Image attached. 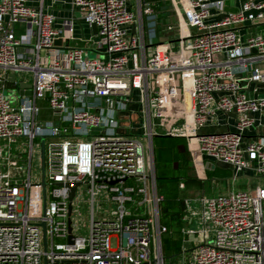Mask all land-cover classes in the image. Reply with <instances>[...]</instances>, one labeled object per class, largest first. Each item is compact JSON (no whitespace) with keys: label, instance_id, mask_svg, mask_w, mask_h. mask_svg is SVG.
<instances>
[{"label":"built area","instance_id":"1","mask_svg":"<svg viewBox=\"0 0 264 264\" xmlns=\"http://www.w3.org/2000/svg\"><path fill=\"white\" fill-rule=\"evenodd\" d=\"M229 1L72 0L77 19L0 0V264H172L156 137L195 140L198 167L264 175V34L244 33L264 0ZM182 223L178 264H264V187L186 197Z\"/></svg>","mask_w":264,"mask_h":264},{"label":"trees","instance_id":"2","mask_svg":"<svg viewBox=\"0 0 264 264\" xmlns=\"http://www.w3.org/2000/svg\"><path fill=\"white\" fill-rule=\"evenodd\" d=\"M154 157L159 190L164 195L161 220L171 231L169 236L164 239V249L167 253L174 254L181 250L182 214L185 208V200L179 195L180 184L184 183L185 188L194 184L197 186L201 179L192 174V156L189 140L186 137H156ZM204 172L203 179L233 176L232 170L219 166Z\"/></svg>","mask_w":264,"mask_h":264},{"label":"rangeland","instance_id":"3","mask_svg":"<svg viewBox=\"0 0 264 264\" xmlns=\"http://www.w3.org/2000/svg\"><path fill=\"white\" fill-rule=\"evenodd\" d=\"M229 4H231V0L229 1ZM75 17L77 19H80L81 14L77 11L75 14ZM16 29H17V34L23 33L25 31V25L18 23L16 25ZM84 30H85L86 37H88L90 35L95 37V35L93 33H91L90 30H88V28H86V26H85ZM160 37L161 36H159L156 39V41H160L161 40ZM74 43H76V42H74ZM77 45H79L81 47H85V48H92L94 46V43L93 42L79 41V42H77ZM84 57L85 58H96V57H100V54H98L96 52L85 51ZM22 78L32 80L33 76L30 73L26 74V75L23 74ZM5 93L9 96L8 90H5ZM9 98L13 99L12 96L11 97L9 96ZM39 105L43 109V117L55 118L52 115V112L48 109V105H47L46 101H39ZM196 148H197V144H196L195 140H191V142H189V149H190V153L192 156V162H191V166L193 167L192 174L194 176H196L197 178H199V175L204 174V173H203V167L202 166L198 167L197 161L194 159V157L192 155V150L195 151ZM35 162H36V159H35ZM201 176H203V175H201ZM258 182H260V183L264 182V175L254 174V175H252L251 179L247 178L246 176H242V177L229 176V177H224V178L212 177L209 179L201 180L197 184V186H195V184H194L191 186H187V188H185V189H179V195H180V198L185 200L186 197L193 198L196 196L197 197L201 196L203 190L205 191V194L208 196L218 195L219 193H227L229 190L237 191V190H244V189H249V188L254 190ZM191 193H193V194L191 195ZM79 204H80L82 212H83L84 223H86L87 220L89 219V215H90V203L85 197V198H82V200L80 201ZM191 204H192L194 209H198L200 207V203L197 201H191ZM102 205H104V204H102ZM38 206H39V204L36 203V196L32 195V203L30 206V213L34 214V216H37L39 214V212L37 210ZM161 207H162V204H161ZM182 226H183V223H182ZM191 227L197 228L198 224L192 225ZM81 232L85 236L88 234L87 226L85 224L81 225ZM58 241H60V240H58ZM184 246L187 249H191L194 247V244L190 243V242L185 243L183 241V236L181 235L180 248L183 249ZM177 253L178 252L174 253V254H176V255H174V254H169L165 251V255L167 257L172 256V258H171L172 264H178L179 261H185L186 262L189 255H190L189 251L187 252V255H184L183 253H178V254Z\"/></svg>","mask_w":264,"mask_h":264},{"label":"crops","instance_id":"4","mask_svg":"<svg viewBox=\"0 0 264 264\" xmlns=\"http://www.w3.org/2000/svg\"><path fill=\"white\" fill-rule=\"evenodd\" d=\"M240 1H242V0H237V1L233 0L231 2V4H228V8L229 9L236 8L240 4ZM46 4L48 7H50L51 11L59 18H70V17H74L76 14V11H74V8L72 6V0H46ZM244 31H245L244 32L245 35H249V34H253V33L264 34V22L253 25V26L249 27L248 29H245ZM243 85H244L245 89L249 90V92L251 94H254L251 90L252 87L249 86L247 82L243 83ZM257 95L264 96V86H262L261 92ZM206 163L207 162L204 163L203 172L206 171L207 169H214L213 167H210ZM219 167H225V168L230 169L228 166H225L222 164H219ZM254 174H256V173H254L253 171H250V170H246V171H244L238 175L233 174V177L246 176L247 178L251 179L252 175H254ZM201 175H203V174H200V177H202ZM258 186L264 187V182H262V183L258 182L256 187H258ZM229 191H231V190H229ZM202 192L205 193V191H202ZM192 194L193 193H191V195ZM219 194H225V193H219Z\"/></svg>","mask_w":264,"mask_h":264},{"label":"water","instance_id":"5","mask_svg":"<svg viewBox=\"0 0 264 264\" xmlns=\"http://www.w3.org/2000/svg\"><path fill=\"white\" fill-rule=\"evenodd\" d=\"M92 33L93 34H97V26L95 24L92 25L91 27ZM10 79H14L15 75L14 74H10ZM9 87H14V85L12 84H8ZM31 85H28V87H30ZM32 92L31 90L27 91L26 94L30 95ZM170 136V135H168ZM42 140V184H43V188H44V197H45V186H46V182H45V138L41 137ZM77 185L71 186V193H70V199L72 200L75 194V190H76ZM46 206V201L44 198V208ZM45 210V209H44ZM43 228H44V245L45 248L47 247V235H46V223L43 222Z\"/></svg>","mask_w":264,"mask_h":264}]
</instances>
